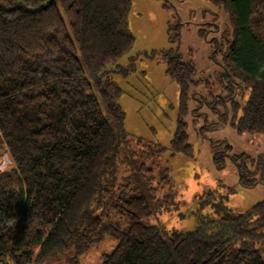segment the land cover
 <instances>
[{
	"label": "trees",
	"instance_id": "16d2710c",
	"mask_svg": "<svg viewBox=\"0 0 264 264\" xmlns=\"http://www.w3.org/2000/svg\"><path fill=\"white\" fill-rule=\"evenodd\" d=\"M209 1L233 31L221 78L250 90L233 126L264 135V0ZM129 9L130 0H0V152L16 168L0 177V264H40L68 250L76 261L105 237L117 245L101 264H264V203L200 218L186 233L146 222L169 205L162 191L171 185L164 149L132 143L124 130L112 73L127 70L106 69L133 44ZM162 56L180 87L171 148L187 154L181 116L195 71L175 52ZM238 159L245 169L247 157ZM233 162L239 185L253 187Z\"/></svg>",
	"mask_w": 264,
	"mask_h": 264
},
{
	"label": "rangeland",
	"instance_id": "374dc122",
	"mask_svg": "<svg viewBox=\"0 0 264 264\" xmlns=\"http://www.w3.org/2000/svg\"><path fill=\"white\" fill-rule=\"evenodd\" d=\"M127 25L133 44L106 69L127 70L126 76L112 73L122 92L118 105L124 113V130L132 143L142 140L164 149L160 162L169 170L171 185L162 191L171 192L169 205L146 222L186 233L200 218L239 215L264 203V135L238 133L233 126L250 90L233 78L229 82L221 78L228 73L225 57L233 33L224 9L209 0H130ZM168 51L195 71L181 116L190 147L187 154L171 148L180 117V87L166 72L162 55ZM241 156L247 157L245 169ZM234 159L247 172L246 180L256 182L253 187L239 185ZM14 171L15 166L10 173ZM111 222L118 220L112 217ZM119 224L126 226L124 219ZM116 245L115 239L105 237L76 261L68 250L40 264H101Z\"/></svg>",
	"mask_w": 264,
	"mask_h": 264
},
{
	"label": "clouds",
	"instance_id": "9594fccd",
	"mask_svg": "<svg viewBox=\"0 0 264 264\" xmlns=\"http://www.w3.org/2000/svg\"><path fill=\"white\" fill-rule=\"evenodd\" d=\"M15 166V160L10 153L0 155V175L11 172Z\"/></svg>",
	"mask_w": 264,
	"mask_h": 264
}]
</instances>
